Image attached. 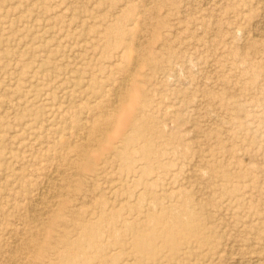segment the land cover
I'll use <instances>...</instances> for the list:
<instances>
[{
  "label": "rangeland",
  "instance_id": "1",
  "mask_svg": "<svg viewBox=\"0 0 264 264\" xmlns=\"http://www.w3.org/2000/svg\"><path fill=\"white\" fill-rule=\"evenodd\" d=\"M253 262L264 0H0V264Z\"/></svg>",
  "mask_w": 264,
  "mask_h": 264
},
{
  "label": "bare ground",
  "instance_id": "2",
  "mask_svg": "<svg viewBox=\"0 0 264 264\" xmlns=\"http://www.w3.org/2000/svg\"><path fill=\"white\" fill-rule=\"evenodd\" d=\"M96 122L91 123L90 127H89V131L92 135L90 137V141H82L79 144H74L72 146H69L70 152L72 153L74 159L71 160V159H67L66 156H62L61 159L66 160V164L64 166L67 167V170H72V169L77 170L78 169V171H80L82 166L86 162V157H88L92 152V150H91L92 145L91 144L95 143L97 141V139H99V136L105 135L111 129L110 117L107 113H103L101 115V117L99 119H97ZM97 134H98V138L96 139V138H94V136ZM71 176H72L71 174L70 175H67V174L62 175V177L65 181L69 180ZM41 229H42V231H44V233H46V230H45L46 226L45 225H43ZM15 235H18V234L16 233ZM31 247L38 248L39 246L36 243H34V241L32 239L28 238L23 242L22 247H20V248L18 247L16 249H14V251L18 250V251L22 252L23 251L22 249L27 250ZM253 264H254V262H253Z\"/></svg>",
  "mask_w": 264,
  "mask_h": 264
}]
</instances>
